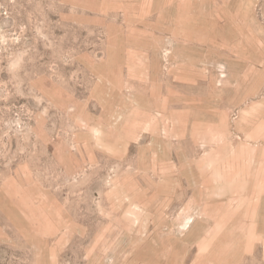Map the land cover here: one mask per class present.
<instances>
[{
  "label": "rangeland",
  "instance_id": "rangeland-1",
  "mask_svg": "<svg viewBox=\"0 0 264 264\" xmlns=\"http://www.w3.org/2000/svg\"><path fill=\"white\" fill-rule=\"evenodd\" d=\"M0 264H264V0H0Z\"/></svg>",
  "mask_w": 264,
  "mask_h": 264
}]
</instances>
